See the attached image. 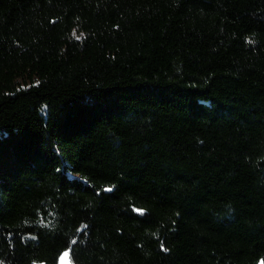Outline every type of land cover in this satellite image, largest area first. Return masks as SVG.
Segmentation results:
<instances>
[{
	"label": "trees",
	"instance_id": "trees-1",
	"mask_svg": "<svg viewBox=\"0 0 264 264\" xmlns=\"http://www.w3.org/2000/svg\"><path fill=\"white\" fill-rule=\"evenodd\" d=\"M65 252L264 264V0H0V264Z\"/></svg>",
	"mask_w": 264,
	"mask_h": 264
},
{
	"label": "rangeland",
	"instance_id": "rangeland-1",
	"mask_svg": "<svg viewBox=\"0 0 264 264\" xmlns=\"http://www.w3.org/2000/svg\"><path fill=\"white\" fill-rule=\"evenodd\" d=\"M61 257L62 255H60L58 259V264H74L68 256L64 257L63 259H61Z\"/></svg>",
	"mask_w": 264,
	"mask_h": 264
},
{
	"label": "snow or ice",
	"instance_id": "snow-or-ice-1",
	"mask_svg": "<svg viewBox=\"0 0 264 264\" xmlns=\"http://www.w3.org/2000/svg\"><path fill=\"white\" fill-rule=\"evenodd\" d=\"M108 190L110 191L111 189H108ZM136 211H137L138 213H141V212H142L141 209H137ZM67 255H68L67 252L63 253L61 259H63V258L66 257Z\"/></svg>",
	"mask_w": 264,
	"mask_h": 264
},
{
	"label": "water",
	"instance_id": "water-1",
	"mask_svg": "<svg viewBox=\"0 0 264 264\" xmlns=\"http://www.w3.org/2000/svg\"><path fill=\"white\" fill-rule=\"evenodd\" d=\"M35 264H45V263H43V262H38V263H35Z\"/></svg>",
	"mask_w": 264,
	"mask_h": 264
}]
</instances>
